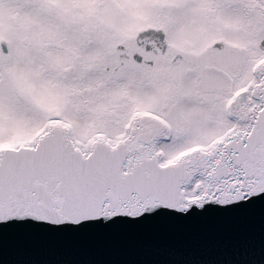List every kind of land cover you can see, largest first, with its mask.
<instances>
[{
	"label": "snow or ice",
	"instance_id": "1",
	"mask_svg": "<svg viewBox=\"0 0 264 264\" xmlns=\"http://www.w3.org/2000/svg\"><path fill=\"white\" fill-rule=\"evenodd\" d=\"M262 194L264 0H0V237Z\"/></svg>",
	"mask_w": 264,
	"mask_h": 264
},
{
	"label": "water",
	"instance_id": "2",
	"mask_svg": "<svg viewBox=\"0 0 264 264\" xmlns=\"http://www.w3.org/2000/svg\"><path fill=\"white\" fill-rule=\"evenodd\" d=\"M230 207L80 232L9 230L0 264H264V194Z\"/></svg>",
	"mask_w": 264,
	"mask_h": 264
}]
</instances>
